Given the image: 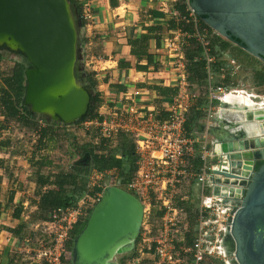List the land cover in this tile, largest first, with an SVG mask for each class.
<instances>
[{
  "label": "water",
  "instance_id": "obj_1",
  "mask_svg": "<svg viewBox=\"0 0 264 264\" xmlns=\"http://www.w3.org/2000/svg\"><path fill=\"white\" fill-rule=\"evenodd\" d=\"M189 7L218 36L264 63V0H190ZM80 26L69 0H0V49L26 59L23 104L47 122L74 125L90 107L92 92L81 81L83 69L77 74ZM262 121L248 112L243 120L254 123L249 130L261 136ZM248 131L207 130L219 144L218 155L225 157L224 168L213 172L209 181L214 195L225 191L228 196L221 195L232 199L237 190L232 187L242 186L226 233L233 245L231 263L264 264V138H248ZM142 219V206L133 195L104 187L72 240L71 264H118L117 256L135 249Z\"/></svg>",
  "mask_w": 264,
  "mask_h": 264
},
{
  "label": "crops",
  "instance_id": "obj_2",
  "mask_svg": "<svg viewBox=\"0 0 264 264\" xmlns=\"http://www.w3.org/2000/svg\"><path fill=\"white\" fill-rule=\"evenodd\" d=\"M84 1L91 9L93 20L88 26L83 20L80 22V62L82 72L91 74L94 82L93 89H89L91 96L98 95L95 116L72 127L37 116L36 122L26 124L21 119L5 118L0 106V264H36L35 230L49 220L51 210L55 209L47 201L71 190L67 184L63 189L58 186V182L72 173V164H65L72 157L70 152L78 156L83 146H90L98 157L118 154V146L125 137H118V145L110 149L97 130L93 126L83 127L84 123L104 120L105 111L120 104L143 101L150 108L165 107L176 96L178 87L174 82L178 71L173 66L174 59L165 52L167 42L178 38L183 43L188 83L197 87L207 85L205 63L202 73L195 74L191 69L193 63L203 60L196 33L206 27L200 18L191 16L188 0ZM184 5L187 7L181 12L178 8ZM212 35L206 37L209 49ZM13 61L2 60L0 74L10 75ZM202 103L198 100L195 104L198 110ZM166 117L165 113L161 116ZM198 126L195 131L203 132ZM221 128L226 129L223 123ZM197 189L194 184L187 193L199 205L201 194ZM204 195H213V189L206 190ZM227 204L232 206L236 201ZM155 215L159 216L157 212Z\"/></svg>",
  "mask_w": 264,
  "mask_h": 264
},
{
  "label": "built area",
  "instance_id": "obj_3",
  "mask_svg": "<svg viewBox=\"0 0 264 264\" xmlns=\"http://www.w3.org/2000/svg\"><path fill=\"white\" fill-rule=\"evenodd\" d=\"M76 1L80 3L81 19L86 26L90 25L93 14L89 5L84 0ZM209 33L218 36L208 27L196 33L205 63L206 86L197 87L188 83L183 43L177 38L165 46V52L174 59L173 66L178 71L174 82L178 92L169 104L155 108L143 104V101L120 104L107 109L102 115L104 120L83 124L86 128L93 126L110 149L118 145V137L127 138L133 147L134 170L126 182H122L116 168L92 170L87 177L85 194L75 206L51 210L49 220L35 230L38 235L34 256L36 264H71L69 245L72 231L86 221L107 186L130 193L142 206L143 219L137 244L139 258L149 255L154 258V264H212L213 260L226 264V233L238 202L232 205L234 207L228 206L227 203L234 199L222 196H228L225 191H220V195H204L206 190L213 189L209 177L224 168L221 162L225 161V157L218 155L219 144L207 134V130L212 126L218 129L222 123L221 117H217L220 108L213 105L214 102L218 106L221 103L219 95L226 92L244 95L256 105L264 104V95L236 89L223 91L212 86L211 67L216 58L211 55L206 42ZM88 47L89 44L85 47L86 51ZM215 91L220 94H212ZM198 100L206 103L201 108L206 114V119L198 126L203 131L201 133L190 132L186 128L191 111L199 109L195 106ZM257 109L262 108L258 106ZM164 113L167 117L161 118ZM98 142L96 140L95 143ZM218 156L219 161H215ZM194 184L201 196L193 237L187 245L188 213L178 203L184 204L190 199L187 189ZM232 188L240 190L242 186L236 184ZM239 199L240 195L236 201ZM153 210L161 212V215L153 216ZM25 242L28 244L29 239Z\"/></svg>",
  "mask_w": 264,
  "mask_h": 264
},
{
  "label": "trees",
  "instance_id": "obj_4",
  "mask_svg": "<svg viewBox=\"0 0 264 264\" xmlns=\"http://www.w3.org/2000/svg\"><path fill=\"white\" fill-rule=\"evenodd\" d=\"M186 1V0H182ZM190 0H188L189 2ZM69 3L75 8L78 16H80V5L76 0H69ZM186 5L179 7L178 9L181 12H184L186 9ZM80 22L83 23L81 17H79ZM210 43V52L211 55L217 58L216 62L212 65L211 71L213 75H219L221 73L222 64L218 62V56L222 55L225 51L229 50L231 44L225 40H222L220 37H213L209 40ZM234 57H238V53L236 51L232 52ZM14 57V67L10 72V75H2L0 74V78L2 79L3 88L0 89V106L1 113L5 118L11 119H21L22 122L28 124L36 122V116L32 115L27 108L23 104V95L25 90V80L23 76V72L25 69L29 68V64L26 59L22 57L19 53H11L4 48L0 49V62L2 60H6L9 56ZM240 55V54H239ZM240 59V58H239ZM204 67V61L200 60L197 63H193L191 66L192 71L197 73H202ZM193 74V73H192ZM203 77V75H202ZM91 74H87L86 72L82 73L81 81L86 86L87 89H93L94 82L91 79ZM257 85H264V72L259 73L256 77ZM98 104V95L94 94L90 97V107L86 115L83 117L82 121L95 116V108ZM204 102L201 104L200 110L191 111L187 122L186 128L190 132H194L199 122L203 121L205 113L201 110L204 106ZM42 118V117H39ZM42 120H45L42 118ZM122 139V143L118 146V151H116L118 159L116 158V153H110L107 158L98 157L93 154L90 146H83L81 148V154L78 155V160L71 165L72 173L69 176H66L64 180L58 182V186L63 189V185L71 186V190L66 192H60L56 194L54 197H50L47 201L48 205L52 207H72L75 206L77 201L85 194V183L86 177L90 174L92 170L96 171H104L106 169L117 168L119 170L120 177L122 182H126L131 173L134 170V162L135 157L133 153V147L129 145L128 141ZM261 163H258L256 168ZM179 206H182L185 211L188 213L189 220V233L186 240V244L189 245L191 243V239L193 237V232L195 228V221L198 214V202L195 198L190 195V199L184 204L178 203ZM161 215V212L157 213ZM83 224H79L75 226L72 231V240L73 238L81 231L83 228ZM139 238V237H138ZM139 239H137L136 244ZM227 240V239H226ZM227 244V242H226ZM72 245V241L70 242V248ZM141 264H148L146 262H142Z\"/></svg>",
  "mask_w": 264,
  "mask_h": 264
},
{
  "label": "rangeland",
  "instance_id": "obj_5",
  "mask_svg": "<svg viewBox=\"0 0 264 264\" xmlns=\"http://www.w3.org/2000/svg\"><path fill=\"white\" fill-rule=\"evenodd\" d=\"M213 37H220V36H214ZM212 38V36H211ZM221 38V37H220ZM222 40H225L223 38H221ZM226 41V40H225ZM236 51L239 56L238 57H234L232 52ZM240 54V55H239ZM8 59H14L13 56H9ZM218 62L222 64V68H221V73L219 75H213V80H212V86L214 88H222L223 91H227V90H232V89H236V90H243L245 92H253L256 94H260V95H264V85L263 86H258L256 77L259 73L264 72V63H262L260 60L251 57L250 55L246 54L245 52L241 51L239 48H237L236 46L232 45L230 46L229 50L225 51L224 53H222V55L218 56ZM217 60V58H216ZM216 62V61H215ZM80 69H82V63L80 62L78 64V75H79V71ZM213 74V73H212ZM212 94L214 95H218L220 93H218V91L213 92ZM214 106L218 107V104L216 102H214L213 104ZM226 114V113H224ZM206 116V114H205ZM204 116V117H205ZM220 115L219 117H221V119H225L226 121L228 119L227 116H223ZM42 118L46 119L44 116H42ZM206 119V117L204 118ZM232 123H235L236 120L233 122V120H231ZM59 124V123H58ZM75 125V124H74ZM71 126H65V127H72ZM78 140H81V136H78ZM66 150V148H64V151ZM72 157L69 160H65V164L67 163L68 165L74 164V162L77 159L78 156L73 155L74 152H70ZM76 156V157H75ZM197 193L199 192L198 189L196 191ZM155 210L152 211V215H155ZM85 223V222H84ZM195 229V228H194ZM226 242L229 244V251L232 250V242L231 240L228 238L226 240ZM138 244V242H137ZM137 244L135 246V249L133 250V252L129 253V254H125V255H119L115 258L116 262L118 264H141L142 262H146L148 264H154V258L151 256H146L143 255L142 257L139 258V256L137 255ZM138 259H137V258ZM227 260V259H226ZM212 264H224L222 261L220 260H213ZM227 264V263H226ZM231 264H235L234 262Z\"/></svg>",
  "mask_w": 264,
  "mask_h": 264
},
{
  "label": "bare ground",
  "instance_id": "obj_6",
  "mask_svg": "<svg viewBox=\"0 0 264 264\" xmlns=\"http://www.w3.org/2000/svg\"><path fill=\"white\" fill-rule=\"evenodd\" d=\"M218 98H219L218 101L221 102V104H222L221 106H218L220 108L218 115L220 116V115H223L224 113H227L228 115L227 114L226 115H227L230 123H232L231 120H233V122L235 120H237V122H235V123L239 124V125L235 124L236 126H229V127L226 124H223V126L226 127V130L229 133H234L235 131L242 130V129H245V130L248 131L250 125H254V123L253 124L252 123L248 124L246 122H245L246 124H244L243 120L245 119V114L247 112L251 113L252 115H254L258 119L261 118V119L264 120V104L256 105L254 103V101H252L251 99L247 98L244 95H240V94L236 95V94L228 93V92H226V93H224L222 95H219ZM246 99L249 102H247ZM261 103H263V102H261ZM258 106H260V108H262V109H257ZM228 110L231 113H228ZM260 111H262V112H260ZM233 113H235L236 115H232ZM219 116H217V117H219ZM222 118H223V116H222ZM221 120L224 121V119H221ZM214 121L217 122L216 120H214ZM263 122L264 121H262V123ZM256 133H257V131H256V129H254L253 132H251L249 130L246 135H247L248 138H254V137L260 138V139L264 138V136L263 135L261 136L260 133L258 135H253V134H256ZM233 189H237V190L233 191V195L235 197L234 200H233V203H235V201L239 197V192H238V188H233ZM236 202H238V201H236ZM231 205H233V204H231ZM229 252L226 254V258H225V261H226L227 264H231V261L233 260L232 252H230V253Z\"/></svg>",
  "mask_w": 264,
  "mask_h": 264
},
{
  "label": "flooded vegetation",
  "instance_id": "obj_7",
  "mask_svg": "<svg viewBox=\"0 0 264 264\" xmlns=\"http://www.w3.org/2000/svg\"><path fill=\"white\" fill-rule=\"evenodd\" d=\"M227 121H228V120H227ZM216 134H217L218 136L222 135L221 132H219V131H216ZM226 247L229 248V244H228V243L226 244Z\"/></svg>",
  "mask_w": 264,
  "mask_h": 264
}]
</instances>
